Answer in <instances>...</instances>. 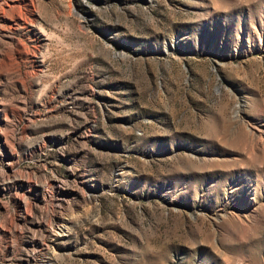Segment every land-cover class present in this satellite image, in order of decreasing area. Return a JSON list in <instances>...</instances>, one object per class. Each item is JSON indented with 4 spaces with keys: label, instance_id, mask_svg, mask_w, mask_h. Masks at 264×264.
<instances>
[{
    "label": "rangeland",
    "instance_id": "obj_1",
    "mask_svg": "<svg viewBox=\"0 0 264 264\" xmlns=\"http://www.w3.org/2000/svg\"><path fill=\"white\" fill-rule=\"evenodd\" d=\"M0 264H264V0H0Z\"/></svg>",
    "mask_w": 264,
    "mask_h": 264
}]
</instances>
